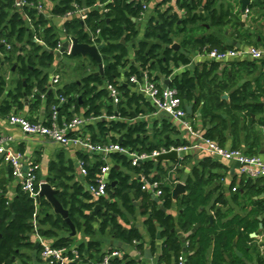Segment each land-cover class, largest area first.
<instances>
[{
    "label": "trees",
    "instance_id": "obj_1",
    "mask_svg": "<svg viewBox=\"0 0 264 264\" xmlns=\"http://www.w3.org/2000/svg\"><path fill=\"white\" fill-rule=\"evenodd\" d=\"M51 1L54 3L53 15L60 17L74 11L73 3L90 8L86 22L83 23L79 19L70 20L65 26V31L67 36H73L80 43L87 44H92V36H96L97 31H100L97 43L103 46L101 54L106 57L104 72L98 75V63L88 57L87 62L83 60L84 62L77 63L74 69L78 74L76 81L65 84L55 93L51 92L49 71L55 63L51 50L56 49L60 42L56 30L48 19L33 10L27 11L28 17L33 21L32 29L27 19L14 10V0H0V51L5 55L3 60L0 59V65L10 64L11 69L16 67L17 79L10 97L20 107L22 104L19 100L24 92L34 96L35 107L40 106L42 95H45L49 108L59 106V98L63 97L67 102L59 109L60 122L64 117L70 121L77 115H84L86 118L104 115L119 118L114 121L101 120L87 126V132L96 144L119 143L122 137L123 148L147 154L187 145V142L171 138L178 132L167 121L163 129L156 128L152 136L149 135L145 123L128 122L135 114L142 112V104L150 107V112L155 109L142 95L132 93L130 82L127 86H119L121 70L127 69L125 77L128 79L132 76L141 79L145 71L155 82L161 77H172L170 86L177 89L186 106L193 105V118L200 114L205 139L225 147L227 132H230L233 139L232 149L240 150L241 135L246 132V141H253L251 150L247 151L248 155L254 147L261 145L255 127H264V118L254 121L253 116L264 114V108L259 106L264 103V72L253 81L246 80L258 70L255 63L235 62L221 74L220 64H204L202 68L196 67L194 71L188 70L174 75V67L191 64L189 53L184 50L199 49L206 53L215 49L234 50L233 45H225L222 37L206 34L205 25H209L211 29L223 30L229 24L228 13H218L215 1L209 0L204 6V13H200L203 7L201 1L178 0L179 8L186 12L185 18L180 19L177 14L169 15L171 9L164 13L158 12V18L153 17L149 21L140 40L138 25L133 22V18L139 17L140 9L129 3V0ZM99 5H105L108 12L98 8ZM35 37L45 45L35 42ZM177 38H182V41L179 44L180 50L176 52L171 48ZM236 38L250 39L248 35L241 34H236ZM130 45L135 50L133 60L130 58ZM8 46L11 50H7ZM65 58L81 60V56ZM23 80L26 81V86ZM0 81L2 92L6 83L2 78ZM107 84H113L122 91L123 100L119 106H114L108 98ZM224 95H228V101L223 100ZM11 108V105L7 104L8 112ZM193 124L196 129L195 123ZM110 160L122 169L112 168L109 197L99 201L82 185H71L75 168L71 163L68 165L63 156L58 163L51 165L53 175L48 178L47 183L59 191L57 199L68 211L69 219L78 232L82 231L91 237L96 233L110 235L124 244L135 245L144 254V237L135 225L137 218L141 217L145 218L144 226L153 253L158 240V229H162L161 238L164 244L159 264H180L182 257H186L188 264H245L236 251L242 253L244 259L250 262L255 256L258 264H264L260 249L253 245L255 240L251 238L252 234L260 233L261 222L257 218L264 215V200H253L264 192V188L257 190L260 181L256 184L245 180L242 187L232 195V202L240 206L245 203L244 210L251 207L247 215L243 216L227 207L225 196L219 193L221 186L214 187L216 179L220 176L210 171L220 165L210 158L192 169L191 175L185 181L187 193L176 203L172 196L173 187L162 182L163 179L169 178V172L162 168V164L149 160L135 167L120 153H112ZM105 165L104 161H100L89 167V183H93L95 174ZM132 172L135 175H132ZM139 177H145L151 182H161L162 196L159 203L153 200L149 192L143 191L144 184ZM38 178L40 181L39 176ZM3 191L6 192L4 187ZM97 205H101L103 209L95 217L93 211ZM218 205L222 207L219 208ZM174 207L179 212L177 217L168 213ZM52 210V204L45 198L40 199L37 207L35 200L21 188L13 202L6 198L0 200V264H15L21 257L22 249L33 247L28 242L29 235L35 232V218L38 224L37 232L40 236L54 240L53 247L66 249L69 256H72V250L78 251L84 264H89L92 260V264H100L105 256L102 243L90 240L75 246V238L70 235V226L61 215L54 214ZM262 225L264 228V220ZM177 229L186 235V252ZM40 252L41 248L37 250L39 256ZM111 264L139 263L124 256L113 258Z\"/></svg>",
    "mask_w": 264,
    "mask_h": 264
},
{
    "label": "crops",
    "instance_id": "obj_2",
    "mask_svg": "<svg viewBox=\"0 0 264 264\" xmlns=\"http://www.w3.org/2000/svg\"><path fill=\"white\" fill-rule=\"evenodd\" d=\"M196 1L202 2L203 7H201L199 12L204 13V6L209 0H196ZM213 1H215V9L217 10L218 13H228L229 24L227 28L223 30L218 28L211 29L209 25H205L204 27L206 29V34H216L222 37L226 46L233 45L235 47L234 49L236 50L248 51L252 48H264V0H250L251 2L248 6L249 13H246V16H244L242 13L241 0H213ZM45 2L48 8V12L51 13L54 7V3L51 0H45ZM174 6L176 7V9L179 8L178 0L152 1L150 3V10L148 11L147 18L143 22H139L137 19L133 20V22L137 23L138 25V29H139L138 40L142 39L149 21L153 17H156L158 12L164 13L168 9L172 10V7ZM179 10L182 14L181 16L184 19L186 16V12L181 10L180 8ZM49 21L52 27H54V29L56 30V33L59 36L60 40L66 42L67 34L65 31V26L68 22L67 19L60 16H52L50 14ZM242 22L244 23V26L241 24ZM236 34L237 35L241 34L243 36L248 35L250 39L249 40H245L244 38L237 39ZM179 39H181L182 41V38ZM180 43L177 44L179 45ZM130 49H131L130 58L133 60L135 57V50H133L134 48L132 45H130ZM184 52L189 53V57L191 58V64L188 66H181L177 68L176 71H178V73L174 72V75L182 74L183 72H186L188 70L194 71L196 67L202 68L204 64L210 65L212 63H217L221 65L219 70V74H221L222 71L225 68L230 67L231 64L241 61L242 62L248 61L251 63H255L258 69L252 76L247 77L246 80L249 79L253 81L261 73L264 72V59L261 61H255L250 56L244 55L237 59H229L225 62H217L210 60L206 56L207 53L205 51H200L199 49L196 50L189 49L187 51L184 50ZM80 59L81 61L84 60L85 62H87L86 60L88 59V57L84 58L81 56ZM76 66H77L76 62L69 63V61L66 58L61 60V58L57 56L55 58V63L53 67L49 71L50 91L55 93L59 89L63 88L65 84H68L72 81H76L78 78V74L74 72ZM0 70L2 71L1 72L2 74H0V79L2 78V81L6 83L4 90L2 92L0 91V137L13 139L14 142L12 143L11 148L14 152L22 153L24 154L25 159L40 165V170H39L40 182L47 183L48 178L53 175L51 172V165L53 163H58V160L60 159L61 156L64 157V160L66 163H68V165L71 163L75 168V173H73V181H71V185L78 183L82 185L85 190L87 189V185L89 184V182L88 179L85 178L80 172V169L78 167V162L80 160L86 161L89 167L94 166L100 161H104L106 165L110 167L111 170L113 167H116L117 169H122L120 165H117L110 160V156L102 157L100 155H91L89 153H83L74 147H60L52 144L51 141H49L48 139L25 135L19 127L10 125L9 118L11 115H22V116H26L29 120L33 122L40 121L43 123H47L52 114V108H49L47 106L46 97L41 98V104L39 107H35L34 106L35 100L34 97H32L33 95L29 96L25 92L23 93V97L20 98L19 100L20 104H22V106L20 107V105L14 102V100L10 97V92L14 90L15 81L17 79V76L15 74L16 69L15 70L14 68L11 69L10 64L7 65L2 64L0 65ZM126 72L127 69L121 70L122 77L118 80L119 86L121 85L127 86V83H129V79L125 77ZM97 74L101 75L99 74V68ZM55 75H58L60 77V83L58 85L52 84L53 77ZM166 81H167L166 77H161L160 80L157 81V83H164ZM129 86L132 93L138 94V92L135 91V88L132 86V84H130ZM228 100L229 98L226 99V101ZM7 104H10L12 107L9 112L6 110ZM191 106L193 107V105ZM259 106L264 108V103H260ZM140 107L142 109V112L139 115L135 114L134 118L131 121H128L130 124L145 123L147 125L146 129L149 131V135L152 136L154 134V130L156 128L162 130L164 123L167 121L178 132L177 135L174 134L171 136L172 139L179 140L181 142H187V145H183V146L191 147L195 145H202L201 138L193 136L190 133V131L186 129L181 123L177 121H173L164 113L156 111V109L152 105L151 107L155 109L154 112H150L149 110L150 107L147 106L148 107L147 108L146 106H144V104H142ZM193 115H194V111H193ZM261 118H264V114L259 116H253L254 121H258ZM63 119L67 120L65 117ZM190 120L192 121V124L195 123V127H196V129H194L195 132L199 133V135L202 138H204L205 130L203 127V122L200 119V114H196L195 119L192 116ZM193 128H194V124H193ZM255 133L258 134L261 141V145L258 147H254L252 149V153H250L249 155L262 156L264 158V127L257 125L255 127ZM247 135L248 134L246 132H243V134L241 135L242 144L240 150H242L245 153L251 150V146L253 143L252 140H249L248 142L246 141ZM227 137L228 140L224 148L232 149L233 139L231 137L230 132H227ZM207 158H210L213 162L220 165L219 168L210 171V173L220 176L219 179H216L214 187L221 186V190L219 191V193H222L225 196V199L228 203L227 207L232 208L237 214H241L243 216L247 215V213L251 210V207L245 208L246 210H244L243 208L245 207V203H242V205L240 206L232 202V197H233L232 195L237 192V189H240V187H242L243 185L242 183L245 180L253 181V183L256 184L259 183L260 181L257 190H261L262 188H264V178L255 179V180L249 179L248 177L242 174L241 166H238V164L235 162H228L220 159H215L207 155L201 149H192L189 150L187 153L182 154L181 158L178 159L177 161L159 163L162 164V168L165 171L169 172L167 176L169 178L163 179L162 182L169 183L168 186L169 187L172 186L173 187L172 191H173V189L176 187L178 183L185 184V181L192 173V169L196 166H199V164ZM178 161L179 164H177ZM123 171L126 172L125 169H123ZM110 173H109V177H110ZM132 175L135 174L132 172ZM139 179L141 178L139 177ZM3 187L6 190L5 193L3 191ZM20 188H21L20 181L13 176L11 165L5 160L4 157L0 155V200L6 198L9 200V202H13ZM234 189H236V191H234ZM181 197H179V199ZM253 200L254 201L264 200V192L260 193V195L258 196H255ZM174 202L176 203L177 201L174 200ZM136 205L138 206L139 204L136 203ZM218 207L221 208L222 206L218 205ZM52 211L54 214H56L54 207ZM168 213L172 214L175 217L179 215V212L177 211L176 207H174ZM257 219L262 224L264 220V215L259 216ZM259 219L262 220L260 221ZM35 220L37 221L36 218ZM139 220L141 221V223H138ZM144 222H145V218L138 217L137 221L135 222V225L138 227V229L140 230V232L144 237L145 250L150 248L152 251L150 238L147 234L146 228L144 226ZM75 230H76V234H78L76 227ZM70 235L71 237L75 238V236L72 235V230ZM181 235L186 239L185 234L181 233ZM252 235L251 238L255 240L253 242V245L257 246L260 249V252L264 258V228L260 227V233L255 234L254 237H252ZM39 236L40 235L38 232H34L33 234L29 235L30 240L28 243H31L33 245L32 248H28L31 250V253L27 257H25L23 253H21V257L17 259L15 264H25V262H27V264H48L46 261H44L41 258V255L39 256L37 250L41 248V242L52 245L54 240L47 239L43 236L40 237ZM106 238L107 239H104L102 241L98 239L89 238L83 242H79V243L75 242V246H78L82 243H88L90 240H96L105 244L107 247L106 250L105 249L103 250V253L105 254L104 257L109 256L115 252H118L120 253V258H123L124 256H128L130 259L135 260L139 264H159L160 257L162 255L164 240L156 241L155 252L154 253L152 252V255H154V259L148 260L144 258V254L141 253L135 245H127L114 238H108V237ZM36 245L39 246L38 249H36ZM237 252L239 251H236V254ZM97 258L99 259V256H97ZM183 258H184V264H186L187 262L185 260L186 257ZM240 259H243L245 264L246 262H248L249 264H258L255 256L252 262L244 259V255ZM92 263H94L93 260L89 264ZM77 264H84V263L81 262Z\"/></svg>",
    "mask_w": 264,
    "mask_h": 264
},
{
    "label": "built area",
    "instance_id": "obj_3",
    "mask_svg": "<svg viewBox=\"0 0 264 264\" xmlns=\"http://www.w3.org/2000/svg\"><path fill=\"white\" fill-rule=\"evenodd\" d=\"M154 0H129V3L135 5V7L140 9L139 17L133 20H138L143 22L148 15L150 10V3ZM74 11H70L64 16L67 21L73 19H79L81 22H86L88 19V12L90 8L80 7L78 4L73 3ZM98 8L102 9L105 13L108 12L105 9V5H99ZM14 10L20 12L25 19H27L28 24L33 29V21L28 17L27 11H36L39 15H43L49 20L50 14L45 0H14ZM246 13H249L247 10ZM100 31H97L96 36H92V44H88L92 47H100L97 43ZM79 40L73 36H67L66 42L60 40L56 49L51 50V53L56 58L65 43H68V47L65 53H62L61 60L65 57H73L72 49L74 42ZM35 42L45 45L42 41L35 37ZM3 45L5 43L3 42ZM7 50H11L8 46ZM1 52V51H0ZM102 55V54H101ZM248 55L255 61H261L264 59V48H252L248 51L241 50H230L226 49L223 51L213 50L207 52L206 56L213 61L225 62L229 59H237L241 56ZM5 55L0 53V59H4ZM84 57V56H82ZM85 58V57H84ZM170 83L172 82V77L166 78ZM25 81V80H24ZM130 84L135 88V91L139 95L144 96L146 101L150 103L158 112L164 113L171 120L181 123L190 133L202 139V145L195 146H182V147H172L169 150L162 149L161 151H154L151 154L139 153L137 151H131L129 149L123 148L121 143H107V144H96L94 143L91 134L87 132V126L94 124L101 120L114 121L118 120L117 116L108 117L106 115L102 117H90L86 118L83 116H75L72 120L68 121L62 119L60 122L59 109L67 102L66 98H59V106L52 107V114L47 123L43 122H33L29 120L26 116L22 115H11L9 118V123L12 126L19 127L25 135L40 137L43 139H48L52 144L60 147H74L83 153H89L91 155H100L102 157L110 156L112 153H120L125 155L133 166H139L141 163L154 160L165 153L172 151H177L179 154V159L182 154L187 153L192 149H201L207 155L212 158L220 159L228 162H235L240 164L241 172L243 175L249 179H261L264 178V158L262 156H250L244 153L242 150H233L221 147L217 142L202 138L199 133L195 132L193 128L192 121L188 117L186 105L180 98L179 93L176 88L169 85L166 86V82L157 83L149 77L148 72L142 73V78L139 79L137 76H132L129 79ZM60 83V77L55 75L53 77L52 84L58 85ZM106 90L108 91V98L114 106H119L123 100V93L119 87L113 84H107ZM34 97V96H32ZM45 98V95H42ZM121 138V137H120ZM14 142L11 138L0 137V155L5 158V160L11 165L13 176L20 181L21 189L23 192L27 193L31 198L35 200V204L38 207L39 202L36 198L41 193V187L44 184L39 181V170L40 165L25 159L24 154L16 153L12 150L11 145ZM181 155V156H180ZM78 167L81 174L87 178L89 176V165L86 161L80 160L78 162ZM110 167L108 165L102 166L95 174V179L93 183L87 185L86 191L90 193L96 201L100 199H107L109 197L108 187L110 184L109 173ZM143 182V191H147L153 194L155 197L161 198L162 190L160 181H148L145 177H141ZM236 191V189H234ZM160 202V201H159ZM37 221H33L35 227V232H37L38 224ZM40 237V236H39ZM41 258L48 264H77L81 263V255L78 251L72 250V256L68 255L66 249H57L48 243L41 242ZM113 258H120V253L115 252L109 256L104 257L100 264H111ZM180 264H184V258H180Z\"/></svg>",
    "mask_w": 264,
    "mask_h": 264
},
{
    "label": "water",
    "instance_id": "obj_4",
    "mask_svg": "<svg viewBox=\"0 0 264 264\" xmlns=\"http://www.w3.org/2000/svg\"><path fill=\"white\" fill-rule=\"evenodd\" d=\"M250 0H241V5H242V13L244 16H246V12L248 10V6L250 4ZM244 26V23H241ZM123 43H125L124 40H122ZM68 47V43H65L61 53L58 54V57L61 58L62 53L66 52V49ZM103 46H100L98 48L96 47H92L88 44H79L78 41L76 40L74 42V46L72 49V56L76 57V56H84V57H90L92 59H94L98 65H99V74H103L104 72V61L106 60V57L101 55V50H102ZM174 51H179L180 50V45H178L177 43H174V45L171 48ZM16 69V67L14 68V70ZM170 82L166 81V86L169 85ZM24 85L26 86V81H24ZM223 99L226 100L228 99L227 95L223 96ZM81 100V99H80ZM186 110H187V114L188 117L191 118L193 116V107L191 105H187L186 106ZM123 140V138L121 137L119 140V143H121ZM179 159V154L177 151H172L169 153H165L162 154L160 156H158L155 161H157L158 163H164V162H172V161H177ZM238 166H240V164H238ZM187 191H186V186L183 183H178L176 185V187L173 189L172 191V195H173V199L175 201H177L179 199V197L186 195ZM57 194L58 191H56L55 189H53V187L48 184V183H44L41 187V193L40 195L36 198L37 202L40 201L41 198H45L49 203H51L55 209V213L61 215L67 222V224L70 226L71 230H72V235H76V230H75V225L73 224V222L69 219V215H68V211L65 210L63 208V206L61 205V203L58 201L57 199ZM151 197L154 199L155 202L159 203V198L155 197L153 194L151 195ZM10 208H12V204L10 205ZM103 209V207L101 205H97L95 207V210L93 211V216H97L98 212L101 211ZM162 210L164 212H166V210L164 208H162ZM260 221L262 219H259ZM212 221V219H211ZM261 228H263V225L261 224L260 226ZM161 232L162 229L159 228L158 229V240H162L161 238ZM176 232L179 234V237L181 238V241L184 245V251L186 252V239L181 235L180 230H176ZM255 234L252 235V237H254ZM38 245H36V249H38ZM237 255L242 258L243 255L239 252H237ZM144 258L148 259V260H152L154 259V255H152V251L151 249H146L144 251ZM186 264H188L186 262ZM246 264H249L248 262H246Z\"/></svg>",
    "mask_w": 264,
    "mask_h": 264
},
{
    "label": "rangeland",
    "instance_id": "obj_5",
    "mask_svg": "<svg viewBox=\"0 0 264 264\" xmlns=\"http://www.w3.org/2000/svg\"><path fill=\"white\" fill-rule=\"evenodd\" d=\"M174 14H177L178 16H179V18L180 19H183V17L181 16L182 14H181V12H180V10H179V8H177L176 9V7L174 6V7H172V10H171V12L169 13V15H174ZM158 14L156 15V18H158ZM175 42L176 43H180L181 42V39H179V38H177V39H175ZM68 61H69V63H78L79 61H81V60H79V59H68ZM177 70V68H175L174 67V72H176V73H178V71H176ZM2 71L0 70V74H2L1 73ZM51 212H53V211H51ZM138 223H141V221L139 220V222ZM106 237H108V238H112V236H110V235H100L99 233H96L94 236H88V235H86V234H84L83 235V233H82V231L81 232H78V234H76L75 235V242L76 243H79V242H83V241H85V240H87V239H89V238H92V239H98V240H104V239H107ZM73 238V237H72ZM102 249L104 250H106L107 249V247H106V245L105 244H103L102 243ZM109 249V248H108ZM111 251V250H110ZM109 251V252H110ZM21 253H23L24 255H25V257H27L30 253H31V250L30 249H28V248H25V249H22L21 250ZM26 253V254H25ZM25 259V258H24ZM21 260V259H20Z\"/></svg>",
    "mask_w": 264,
    "mask_h": 264
}]
</instances>
